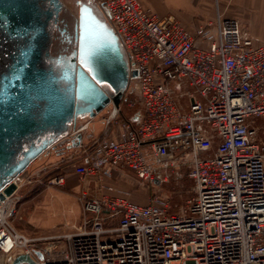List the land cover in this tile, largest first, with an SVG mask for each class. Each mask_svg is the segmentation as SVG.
I'll return each mask as SVG.
<instances>
[{"label":"built area","instance_id":"obj_1","mask_svg":"<svg viewBox=\"0 0 264 264\" xmlns=\"http://www.w3.org/2000/svg\"><path fill=\"white\" fill-rule=\"evenodd\" d=\"M98 5L129 57L143 115L138 124L125 117L123 103L137 105L125 94L119 107L71 133L66 146L83 134L79 153L56 165L49 183L63 186L73 170L85 184L83 219L73 231L35 236L17 228L18 185L0 203V258L7 264L21 254L37 264H264V141L257 124L264 118V43L220 14L193 35L177 16L161 17L138 0ZM97 123L100 133L86 139ZM121 168L149 183L165 169H186L193 213H174L159 197L132 201L110 183Z\"/></svg>","mask_w":264,"mask_h":264},{"label":"water","instance_id":"obj_2","mask_svg":"<svg viewBox=\"0 0 264 264\" xmlns=\"http://www.w3.org/2000/svg\"><path fill=\"white\" fill-rule=\"evenodd\" d=\"M77 7L64 0H0V203L32 163L64 148L84 121L119 107L129 87V64L114 29L92 4L78 0ZM93 75L112 88L97 85ZM101 125H91L86 139ZM82 139L77 134L68 147ZM12 264L37 263L21 254Z\"/></svg>","mask_w":264,"mask_h":264},{"label":"rangeland","instance_id":"obj_3","mask_svg":"<svg viewBox=\"0 0 264 264\" xmlns=\"http://www.w3.org/2000/svg\"><path fill=\"white\" fill-rule=\"evenodd\" d=\"M70 7L78 9V0H64ZM83 4H92L99 17L112 28L107 21L106 15L98 5L99 0H81ZM113 29V28H112ZM125 57L129 64V57L125 52ZM126 98L137 101L135 109H129L123 103L125 117H130L133 112L140 109V96L134 84H129L126 91ZM260 139L264 141V118L258 120ZM46 156L36 160L19 180L20 188L17 195L20 196L16 203L18 218L15 226L22 231L35 236L55 235L67 233L74 230V226L79 225L83 219L81 204L77 197L74 200L79 208V213L74 222L64 215V209L60 205L61 194L65 188L60 185L50 184V180L57 174L55 171L56 162L44 163ZM79 177V176H78ZM118 180H125L122 191L131 199H137L142 203H149L156 197L167 199L172 212L180 215H191L194 210L195 195L193 191V181L186 174V169L182 168L180 173L176 169H165L154 182H144L139 180L133 173L122 169L117 173ZM80 179V178H79ZM117 183V181H116ZM70 200L69 211L67 213L73 218V196L68 195ZM55 212V214L53 213ZM69 219V220H68ZM61 222V223H59ZM71 222V223H70ZM59 223V224H58ZM56 225L55 227H52ZM52 227V228H51ZM56 230L58 231L56 233ZM38 257L40 252L36 253ZM0 264H7L5 259L0 258Z\"/></svg>","mask_w":264,"mask_h":264},{"label":"crops","instance_id":"obj_4","mask_svg":"<svg viewBox=\"0 0 264 264\" xmlns=\"http://www.w3.org/2000/svg\"><path fill=\"white\" fill-rule=\"evenodd\" d=\"M101 1V0H99ZM144 9L150 10L161 17L168 15H175L182 23L185 25L186 29L196 35L197 28L206 23L207 21H215L218 15H222L226 19H235L239 21L242 28L243 34L246 37L252 38L257 43H264V0H138ZM198 43L200 39L196 37ZM201 44V43H200ZM136 108V107H135ZM133 108V109H135ZM125 115V114H124ZM143 115L142 106L140 109L128 117L135 124H138ZM94 125V124H93ZM100 128L93 131V134L97 135L100 133ZM92 134V135H93ZM79 149L77 147L69 148L65 146L64 148H59L52 150L44 159V163L56 162L57 165L63 164V159L69 155H78ZM79 163V161L77 162ZM122 171V168L119 170ZM119 171L117 173H119ZM117 173H115L111 179L110 183L113 184L115 189L119 192L122 191L121 186L125 180H118L116 178ZM117 181V183H116ZM66 192H63L60 197V205H62V210L65 212L67 218L72 220L76 219L79 213L78 205L76 204L74 197L78 198L85 188V184L79 179L78 175L70 170L65 177V183L63 185ZM89 190L92 193H97L94 185H90ZM68 195L73 196V218L69 216L67 211L70 205V200ZM131 199V198H130ZM134 202H139L137 199H131ZM81 204L82 212L83 207ZM145 204V203H142ZM55 214V212H53ZM76 216V217H75ZM68 219V220H69ZM61 223V222H59ZM58 223V224H59ZM71 223V222H70ZM53 225L52 227H55ZM51 227V228H52ZM58 231L56 230V233ZM62 234V233H58Z\"/></svg>","mask_w":264,"mask_h":264},{"label":"snow or ice","instance_id":"obj_5","mask_svg":"<svg viewBox=\"0 0 264 264\" xmlns=\"http://www.w3.org/2000/svg\"><path fill=\"white\" fill-rule=\"evenodd\" d=\"M82 66L85 68V71L91 73L93 69L88 65L87 61H82ZM92 80L96 82L97 85H99L102 88H112V85L109 83H105L104 81L100 80L97 76H92Z\"/></svg>","mask_w":264,"mask_h":264}]
</instances>
